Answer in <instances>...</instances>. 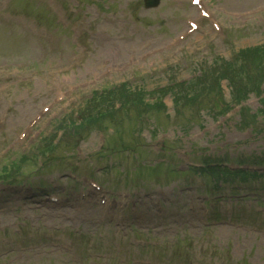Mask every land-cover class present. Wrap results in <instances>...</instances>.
<instances>
[{
	"label": "rangeland",
	"instance_id": "1",
	"mask_svg": "<svg viewBox=\"0 0 264 264\" xmlns=\"http://www.w3.org/2000/svg\"><path fill=\"white\" fill-rule=\"evenodd\" d=\"M200 5L0 0V264H264V176L216 192L212 179L189 170L204 157L264 166V118L251 117L262 110L264 84L242 112L227 81L218 96L192 87L198 105L176 103L193 95L186 83L202 71L264 45V0ZM251 56L264 74V52ZM123 83L164 109L140 104L84 133L66 126L60 148L37 153L66 117ZM139 111L150 118L141 128ZM31 153L41 161L1 176ZM103 193L114 201L108 208Z\"/></svg>",
	"mask_w": 264,
	"mask_h": 264
},
{
	"label": "trees",
	"instance_id": "2",
	"mask_svg": "<svg viewBox=\"0 0 264 264\" xmlns=\"http://www.w3.org/2000/svg\"><path fill=\"white\" fill-rule=\"evenodd\" d=\"M250 51H263L264 48H257L254 50H249L244 54H247ZM244 56V55H243ZM263 77V76H262ZM220 78L227 79L232 87V93H234V96L236 100L243 101L246 98V95L250 91H258L259 92V86L262 83L261 76H257V78L252 79V74L248 73V70H246L243 67L236 68L235 66L232 67L228 65V67L224 68L220 73ZM219 86L218 80L216 81L214 86H211V90H214L215 87ZM192 87V86H191ZM216 90V89H215ZM95 98L90 102V107H87L83 113H80L77 119L72 123V125L69 127V133H84L87 132L88 129L92 128L96 123L102 121L104 118H108L109 121H111V118H113L114 113L116 112L114 110L115 103L119 101L125 109H130L132 106H137L138 104H144L147 109H152L155 106L163 107L164 104L162 103H156V104H150L148 102L144 101V98L142 96L143 93L141 91L133 92L131 91L127 86L123 85L120 88H113L103 91L101 94H95ZM193 100L195 99L194 96L188 97V96H177L176 103L180 102L181 100L188 99ZM264 103V100H263ZM264 112V110H263ZM49 146V145H48ZM47 146V147H48ZM45 150H47L45 148ZM29 161V158L26 156H23V158L20 160V164H15V168L18 170L21 169V165L25 162L27 163ZM14 166V164L12 165ZM23 166V165H22ZM209 174L214 177H242V178H249L257 176L256 173H248L245 171H236L231 172L230 170L226 168L221 167H215V168H209ZM7 171V169L5 170ZM8 172V171H7ZM202 173L206 174L204 170L201 171Z\"/></svg>",
	"mask_w": 264,
	"mask_h": 264
},
{
	"label": "water",
	"instance_id": "3",
	"mask_svg": "<svg viewBox=\"0 0 264 264\" xmlns=\"http://www.w3.org/2000/svg\"><path fill=\"white\" fill-rule=\"evenodd\" d=\"M159 4V0H146L147 7L157 6Z\"/></svg>",
	"mask_w": 264,
	"mask_h": 264
}]
</instances>
